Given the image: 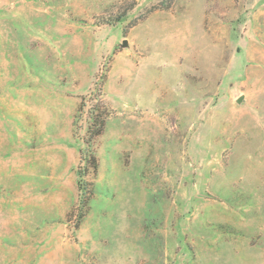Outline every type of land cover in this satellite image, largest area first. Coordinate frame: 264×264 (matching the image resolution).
I'll list each match as a JSON object with an SVG mask.
<instances>
[{
    "label": "rangeland",
    "instance_id": "374dc122",
    "mask_svg": "<svg viewBox=\"0 0 264 264\" xmlns=\"http://www.w3.org/2000/svg\"><path fill=\"white\" fill-rule=\"evenodd\" d=\"M0 264H264V0H0Z\"/></svg>",
    "mask_w": 264,
    "mask_h": 264
},
{
    "label": "trees",
    "instance_id": "16d2710c",
    "mask_svg": "<svg viewBox=\"0 0 264 264\" xmlns=\"http://www.w3.org/2000/svg\"><path fill=\"white\" fill-rule=\"evenodd\" d=\"M103 127H104V124H102V127L97 131L96 135L101 134V132L103 131Z\"/></svg>",
    "mask_w": 264,
    "mask_h": 264
},
{
    "label": "water",
    "instance_id": "95a60500",
    "mask_svg": "<svg viewBox=\"0 0 264 264\" xmlns=\"http://www.w3.org/2000/svg\"><path fill=\"white\" fill-rule=\"evenodd\" d=\"M124 46H127V41H124ZM242 101V97L238 99V102L240 103Z\"/></svg>",
    "mask_w": 264,
    "mask_h": 264
}]
</instances>
